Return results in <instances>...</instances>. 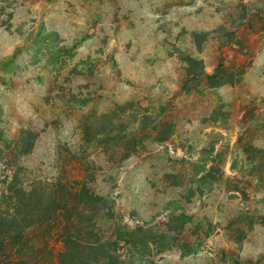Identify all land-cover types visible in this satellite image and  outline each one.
I'll return each instance as SVG.
<instances>
[{
	"label": "rangeland",
	"instance_id": "obj_1",
	"mask_svg": "<svg viewBox=\"0 0 264 264\" xmlns=\"http://www.w3.org/2000/svg\"><path fill=\"white\" fill-rule=\"evenodd\" d=\"M43 26L67 59L6 65ZM220 65L228 84L186 92ZM126 133L125 159L91 141ZM263 168L264 0H0V209L20 178L62 203L88 184L125 264H264ZM51 245L31 264H59Z\"/></svg>",
	"mask_w": 264,
	"mask_h": 264
},
{
	"label": "trees",
	"instance_id": "obj_2",
	"mask_svg": "<svg viewBox=\"0 0 264 264\" xmlns=\"http://www.w3.org/2000/svg\"><path fill=\"white\" fill-rule=\"evenodd\" d=\"M21 52L34 56L36 63L46 59L55 66L69 55L60 34L45 26L6 65L15 64ZM191 62L200 64L196 60ZM188 72L189 78L184 86L186 92H202L205 88L213 90L228 84V71L223 70L222 65L211 75H206L204 68L200 71L188 69ZM191 83H197L196 87L190 88ZM219 112L214 111L211 120L217 122ZM107 117L101 116V122L111 130L114 126L108 122ZM148 119L147 116L140 120V126L146 125ZM84 124L78 127L79 130L96 129L100 125L98 122ZM5 140L11 142L6 137ZM91 141L98 147L106 145L124 148V159L143 145L142 139L127 133L107 138L97 134ZM199 180L206 183L209 181L201 177ZM18 181L13 197L0 209V264H31L43 256L53 255V241L62 245L63 250L58 254L59 264H125L116 240L104 239L97 224L101 214L114 217L110 201L96 195L85 184L79 191L71 192L62 203L59 200L58 183L40 179L24 181L21 178Z\"/></svg>",
	"mask_w": 264,
	"mask_h": 264
}]
</instances>
